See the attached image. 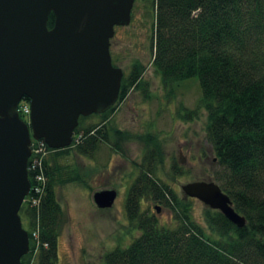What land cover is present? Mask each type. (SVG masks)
<instances>
[{
  "label": "trees",
  "instance_id": "1",
  "mask_svg": "<svg viewBox=\"0 0 264 264\" xmlns=\"http://www.w3.org/2000/svg\"><path fill=\"white\" fill-rule=\"evenodd\" d=\"M152 4V66L164 86L198 79V103L194 109L179 108L178 114L190 119L201 108L206 111L205 136L220 166L211 178L246 223L238 227L206 206L204 229L191 213L192 198L180 197L153 176L162 162L156 135H137L145 153L137 163V190L132 184L124 202L129 226L138 234L129 244L103 253L96 264H264V0H154ZM53 18L50 13L49 27ZM130 67L128 75L121 77L116 103L102 113L80 116L69 146L47 147L46 182L38 209L24 201L19 210L30 241L20 264H56L62 214L56 188L78 178L65 174L61 158L70 152L93 155L103 143L119 152L122 143L131 139L127 130L108 122L115 105L142 83L144 65L135 61ZM92 116L100 118L84 123ZM28 172L32 181L33 173ZM145 199L166 207L173 227L141 210ZM34 230L39 232L36 248L31 238Z\"/></svg>",
  "mask_w": 264,
  "mask_h": 264
},
{
  "label": "water",
  "instance_id": "2",
  "mask_svg": "<svg viewBox=\"0 0 264 264\" xmlns=\"http://www.w3.org/2000/svg\"><path fill=\"white\" fill-rule=\"evenodd\" d=\"M133 4L0 0V264H20L29 252L19 210L30 191L32 140L50 148L67 147L80 116L102 113L118 99L123 70L112 63L110 38L115 26L130 23ZM24 97L30 105L28 123L18 114ZM180 188L236 226L245 225V216L213 178ZM93 193V203L101 209L112 207L117 196L113 188Z\"/></svg>",
  "mask_w": 264,
  "mask_h": 264
},
{
  "label": "rangeland",
  "instance_id": "3",
  "mask_svg": "<svg viewBox=\"0 0 264 264\" xmlns=\"http://www.w3.org/2000/svg\"><path fill=\"white\" fill-rule=\"evenodd\" d=\"M153 1L135 0L130 23L115 26L110 38V58L124 75H128L135 61L144 65L142 83L131 88L126 98L118 102L108 121L111 127L127 130L131 139L122 143L121 153L103 143L93 155L70 152L60 160L65 174L78 178L56 188L55 195L62 210L56 264H96L103 253L116 245L129 244L138 234V230L129 226L124 202L133 179L134 162H141L145 153L142 140L137 137L136 142L133 133L156 135L162 162L153 176L168 183L180 197H185L180 188L182 184L210 179L212 173L220 169L205 136L206 111L201 108L198 115L190 119L178 114L179 108L194 109L198 103L201 97L198 79L192 77L180 84L164 86L152 66ZM99 118L92 116L84 123L97 122ZM107 188L117 190L118 196L112 207L98 208L93 203V192ZM155 204L161 205L142 200L141 210L154 214L160 224L173 227L170 211L164 206L157 211ZM205 207L201 201L192 198L191 213L207 229L203 220Z\"/></svg>",
  "mask_w": 264,
  "mask_h": 264
},
{
  "label": "built area",
  "instance_id": "4",
  "mask_svg": "<svg viewBox=\"0 0 264 264\" xmlns=\"http://www.w3.org/2000/svg\"><path fill=\"white\" fill-rule=\"evenodd\" d=\"M18 111L23 118L28 119L30 113L29 103L23 102L19 104ZM47 152V145L44 141L37 140L32 144L28 170H30L33 174L30 194L27 197V202H29L30 206H34L36 209H38V205L41 202L42 192L46 182V177L43 175V161ZM32 237L35 241L36 248L39 244V232L37 230L32 231Z\"/></svg>",
  "mask_w": 264,
  "mask_h": 264
},
{
  "label": "flooded vegetation",
  "instance_id": "5",
  "mask_svg": "<svg viewBox=\"0 0 264 264\" xmlns=\"http://www.w3.org/2000/svg\"><path fill=\"white\" fill-rule=\"evenodd\" d=\"M25 100V99H24ZM118 104V103H117ZM116 104V105H117ZM116 105H115V107H114V109H113V111L116 109ZM136 134V142H137V133H135ZM120 153H121V151H119ZM134 174H133V179L131 180V182L129 183V186H128V189H129V187H130V185H131V183L132 184H134V186H135V189L137 190V161H135L134 162ZM117 191V190H116ZM127 192H128V190H127ZM118 196V195H117ZM117 196H116V198H117ZM126 197H127V193L125 194V198H124V200H126ZM155 208V207H154ZM159 209H160V207H159Z\"/></svg>",
  "mask_w": 264,
  "mask_h": 264
}]
</instances>
